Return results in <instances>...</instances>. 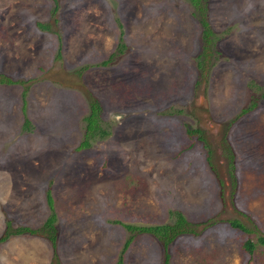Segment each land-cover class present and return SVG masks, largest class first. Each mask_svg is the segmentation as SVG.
I'll return each instance as SVG.
<instances>
[{
	"label": "rangeland",
	"instance_id": "1",
	"mask_svg": "<svg viewBox=\"0 0 264 264\" xmlns=\"http://www.w3.org/2000/svg\"><path fill=\"white\" fill-rule=\"evenodd\" d=\"M53 4L0 0V73L22 81L0 83V235L38 229L1 241L0 264H116L121 223L175 210L196 233L164 250L134 231L122 264H264L241 246L264 234V0Z\"/></svg>",
	"mask_w": 264,
	"mask_h": 264
},
{
	"label": "trees",
	"instance_id": "2",
	"mask_svg": "<svg viewBox=\"0 0 264 264\" xmlns=\"http://www.w3.org/2000/svg\"><path fill=\"white\" fill-rule=\"evenodd\" d=\"M53 1V11L56 9V0H52ZM192 2L196 3L197 0H191ZM198 22L201 26V38L204 41H208L207 37L211 34V30H210V26L208 24V21L205 19L204 15L200 14L198 17ZM41 27L44 25H40ZM118 51L122 50L123 47V43L119 42L118 43ZM106 61H103L102 64H105ZM22 81L20 80H15V79H11L10 77H7L6 75H3L2 73H0V83H5V84H12V83H21ZM21 96L23 98L24 96V91L21 92ZM255 105L254 102L251 103L250 106L242 108L235 116H239L240 114H242L243 112H245L246 110H250L253 108V106ZM89 107H90V111L89 113L84 117V119H86V123H85V137L89 136L91 134H93L94 129L97 128L96 126V121H97V116H98V112L100 110V105L98 103V101L94 98H90L89 99ZM22 109H24L22 107ZM27 123V121L25 120V124ZM199 130L197 128L188 130V133H193V132H198ZM104 131L100 132V134H103ZM88 145V141L87 139H85L84 141L81 142L80 146H87ZM46 201L48 204V207L50 209V212L48 214V216L46 217V219L43 221L41 228H45L48 230V238L50 239L52 245L54 244V226H53V221L55 219V214L53 212V203H52V197L50 195L49 192H47L46 194ZM173 217H174V222L171 223H159V224H147V225H135V224H131V223H121L122 226L131 232V234L128 235V237L124 240L123 244H122V248L121 251L118 255L116 264H122L123 262V258H122V253L124 252V250L127 248L129 242L132 239V234L135 231V233H149L151 235H153L156 239L160 240L161 243L163 244L164 250L166 249L167 244L179 233H183V232H191L192 234H195V230L190 227L189 225H191L188 221H186L185 217L183 216L182 213H180L179 211L175 210L171 212ZM229 223L232 226H235L241 230H246V227H244L238 220H230ZM30 232V233H35L38 231V229H33V228H29V227H18L15 228L12 232H9L7 229L0 235V242L3 241L4 239H6L8 237V235L10 233H21V232ZM261 245L264 247V234L263 233H258L255 235L254 240L251 239L250 237H247L246 239H244L241 243L242 248L248 253L251 254L253 251V248L255 247V245ZM167 253L166 251L164 252V264L167 263Z\"/></svg>",
	"mask_w": 264,
	"mask_h": 264
}]
</instances>
